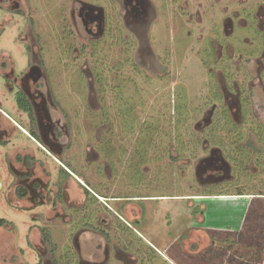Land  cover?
I'll return each mask as SVG.
<instances>
[{
  "label": "rangeland",
  "instance_id": "rangeland-1",
  "mask_svg": "<svg viewBox=\"0 0 264 264\" xmlns=\"http://www.w3.org/2000/svg\"><path fill=\"white\" fill-rule=\"evenodd\" d=\"M73 1L26 0V4L20 7L22 13L15 12L9 19H6L9 16L6 11L0 8V50L10 52L16 71L22 70L29 58V39H23V36L27 35L31 21L34 22L31 24L33 31L44 38L39 41L40 44L47 43L46 47L61 54L62 49L59 48L62 42L61 46L58 45L61 38L63 45L70 48L71 53L65 56V67L53 72V79L63 81L62 89L70 114L75 105L71 108L69 102H75L79 96V164L75 162V142L68 154L74 165H79V173L84 177L79 178L89 182L99 195L96 198L88 194V200H84L81 197L84 193L74 180H69V192L78 203L85 201L87 206L83 215L90 218L98 226L97 229L103 228L109 234V253L112 255L115 249L129 243L134 246L133 249L140 248L138 253H143V259L147 260L146 263L142 258V261L137 259V264H149L151 261L150 264H168V260L172 264H183L180 261L186 259H206L207 262L227 259L226 264H264V149L252 152L253 159H246L240 168H237L239 156L234 149L236 144L227 138L229 145H225V150L200 151L198 154L202 152L199 154L201 157L197 156L191 164L186 158L174 159L173 162L170 158L171 154L177 155L175 118H171L175 107L178 118L187 117L185 123L189 130L196 127L194 129L198 131L202 126L211 124L209 117L216 106L222 114L224 98L227 109H230L229 115L238 126L236 131H241L245 139L248 134H263L264 77L263 70L260 72L257 65L258 59L247 62L243 67L246 71L239 76L244 85L252 81L249 82L252 86L249 87V99L253 101L256 117L240 119V105L234 94L237 93L239 98L241 95L230 86L233 74L223 72L225 86L214 80L208 81V71L213 79L216 75L221 79V68L230 70L227 64L234 66L237 52L228 46V50L223 51V61L218 59L211 64L206 58V63L201 58L207 49L212 54L213 45L216 58L222 55L215 42H220L222 37V14L216 12L217 8L210 9L208 3L206 14L203 13L205 8H201L202 17L197 19L200 22L196 21L195 27L194 23L190 24L186 18L175 14V6H167L164 10L159 7L160 0H152L153 5L146 10L145 18H132V23L124 17V0H84L102 6L106 13L103 36L92 37L83 29L80 18L78 32L72 29L69 16ZM218 3L227 5V13L239 7L237 0H219ZM62 26L65 29L63 32ZM187 28L194 31L188 33ZM129 39L131 49L126 45ZM229 42L234 44V49L240 47L239 38L234 40L231 37ZM206 45L208 48H205ZM153 51L155 54H152ZM226 55H229L230 61ZM126 59L127 64L124 63ZM163 61L166 63L163 64ZM96 65L103 68L101 77L95 75ZM138 67L143 74L136 72ZM98 77L107 85L108 93L101 92L98 83L93 84ZM224 87L234 94H226ZM14 95V92L6 90L0 78V106L24 123L25 114L18 109ZM207 99L209 101L199 115L195 112L196 106L207 102ZM132 105H135L134 111H128ZM133 114L140 120L138 124L133 121L132 129L126 132L127 128L122 127L120 118ZM149 114H159L160 119L157 136L147 143V137L140 139L138 133L142 120ZM223 117L230 119L226 114ZM219 120L222 129L216 132L230 135V128H224L226 121ZM168 132L172 134L169 137ZM18 134L13 137L12 144L0 147V218L7 221L0 226V264L100 262L105 255L104 238L98 232L80 233L79 225L71 223L75 220L78 223V213H73L71 217V213L65 211L68 215L62 216L58 211L66 205L58 204L57 209H48L46 205L19 199L15 193L12 186L14 174L8 163L14 149L22 146L37 157L43 156L34 142ZM192 135L193 132L183 137L188 147L193 144ZM261 137L264 139L263 135ZM137 141L140 144L135 148ZM250 141L258 145L259 140L254 136ZM205 144L203 140L201 145ZM241 148H244L243 145ZM258 148L262 149V144ZM43 158L49 164L52 176H55L59 172L58 165L45 156ZM229 158L233 163L229 162ZM203 159L222 163V172H214L220 174L218 178L206 180L203 169L207 162L203 163ZM247 161V169H244ZM208 188L212 193L223 195L196 196L205 194L202 191ZM145 192L154 197L142 201L114 200L117 196H140ZM202 213L207 215L204 226L212 243L202 234V245H210L196 250L189 244L196 233H192V238L185 244L181 239L192 231L194 225H198L196 216L200 217ZM102 218L107 221L98 223ZM134 218L138 221L131 220ZM129 223L132 228L127 225Z\"/></svg>",
  "mask_w": 264,
  "mask_h": 264
},
{
  "label": "flooded vegetation",
  "instance_id": "flooded-vegetation-1",
  "mask_svg": "<svg viewBox=\"0 0 264 264\" xmlns=\"http://www.w3.org/2000/svg\"><path fill=\"white\" fill-rule=\"evenodd\" d=\"M160 1L161 3L159 4V7H162L163 10L164 8H167V6H175V14H178L181 18H186L190 24L194 23L195 27V22H200L202 17L200 11L201 8H205L203 11L204 14L207 13L205 6L208 3L210 9L217 8L216 12L219 15L222 14V17L220 18L222 37L220 38V42L217 40H215V42L219 45L220 50H222V55L216 58V49H214L213 43H210V45H213L212 54L207 49L204 51L205 54H203L201 58L205 61V63L208 60L210 64L215 60L218 61V59L223 61V51L228 46L232 49V51L237 52V56L234 66L233 64H227L230 70L227 71L221 68L220 71L222 73V81L219 79L218 75H216L215 79H213L212 74L206 70L208 71V81L214 80L217 84L225 86L226 78L223 75V72L233 74V79L230 83L231 88L235 87L237 89L236 91L239 92L240 95L242 89L245 88L246 90H249L248 94L250 96L249 87L251 85L249 82L252 81H247V85H244L239 76L246 71L243 69V67L246 66L245 64L256 59H258L257 65L260 67V72L263 70L264 73V0H237L239 7L228 13L226 9L227 5H219V0H214L213 2L211 0H205V2L202 0ZM152 2V0H124V17H126V21L128 20L129 23H132V18L135 19L138 16L141 19L145 18L147 14L146 10L149 7H152ZM25 4L26 0H0V8H3L9 15L6 19L11 18L12 14L15 12L22 13V9H20V7ZM105 14V10L102 6H98L84 0H74L69 16L73 26L72 29L78 32L80 18V23L83 29L86 30V33L92 34V37H99L106 30L105 27L107 22ZM30 18L31 17H29V19ZM65 18L66 17L63 19ZM205 21L207 20L205 19ZM33 23L34 22L32 21L30 22L27 35L23 36V39L26 37L29 39V58L28 64L22 70L19 72L16 71V63L10 52L5 49L0 50V78L6 90L9 93L14 92L17 107L25 114L23 123V120H19V118L11 114L9 110L0 106V147L6 148L12 144L13 137L17 136L19 133L18 135H21L22 137L25 136L27 139L34 142L37 145L40 154H43V156L55 162L59 167V172L55 176H52L49 164L43 156L37 157L27 148L22 146L16 147L11 153V159L8 160L14 174L12 186L14 185L15 193H17L18 188L23 187L26 190V193L23 197H19V199H27L31 203H40L37 205H46L48 206V209H57L58 204L66 205V208L61 206L62 211H58V214L62 216L68 215L65 211L71 213L70 216L73 213H78V223H76V220L71 223H73L74 226H77V224L79 225L80 233H86L87 231L100 233L105 241V255L100 262L91 261V263L86 264H137V259H140L141 261L143 259V253H138L140 248H137V251L135 248L133 249V245H128L129 243L127 244L128 246H121L119 248L116 244H114V246L118 249H115L114 253L111 255L109 253V234L106 233L103 228H99L100 232L99 229H97L98 226L94 225L90 218H86L85 215H83V212L85 211L84 207L87 206L84 200H88V193H90L91 189H89L86 185V182H82L79 179V165H73L71 156L68 154V151L73 146V142H75V153H77L76 160H79V96L77 95L75 102H69L71 108L75 105V109H73V112L70 114L67 111L68 103L65 102L66 94L62 89L63 81L53 79V72H57L61 67H65V56L71 53V50L67 46L63 45L64 41L61 40V38H59L58 41L59 46H61L62 42V47L59 48L60 50L62 49L61 54L56 49L53 50L50 47H46L47 43L40 44L39 41L44 38H40V34L33 31V27L31 26ZM66 25L67 23L64 21V26L66 27ZM72 29L70 30L71 32H73ZM64 30L65 29L63 28L62 32ZM187 31L189 33L194 30H189L187 28ZM237 34L239 36H237ZM62 37L64 36L62 35ZM231 37H234V40L239 38L240 47H235L234 49V44L229 42ZM126 43V45L129 46V49H131V39L127 40ZM147 43L150 44L149 41ZM205 48H208V46L206 45ZM226 50H228V48ZM147 51L149 52V49ZM152 54H155L154 51ZM226 57H228V60L230 59L229 55H226ZM164 63L166 62L163 61V64ZM203 67L206 69L205 65H203ZM263 73L262 75L264 77ZM141 74H143V72H141ZM65 83L66 82H64V84ZM97 83V80H93V84ZM229 91L226 87H224V92L226 94H234ZM234 95H236V101L240 105V113L238 116H240V119H244L241 101L243 99V103L245 104V102H248V99L246 100L244 96L239 98L237 93ZM222 99L224 101V98ZM249 103L252 107L251 118H254L256 117V110L254 108L253 101L251 100ZM71 139H73V141L70 143ZM94 150V152L97 153L96 149ZM94 157L97 158L98 156L95 154ZM219 160L221 161V158ZM203 161V163L207 162L203 169L205 172L204 174L206 175V180H215L218 178V175L220 174H215L214 172H222V163L215 164L214 162H210V159H203ZM222 162L225 164L224 160H222ZM225 165L227 166V164ZM208 171H210V173ZM69 178L74 179L76 184L80 187L82 193H84L85 197L81 195V197L84 198L81 203L73 200L70 196ZM94 196L98 198L96 194H94ZM147 199L149 198L144 196L114 197V200L123 201H142ZM196 218L199 223L195 226L205 228L204 224L206 225L207 215L202 213V215L200 214V217L196 216ZM131 220L134 222L138 221L135 218ZM101 221L98 223H104L107 220L102 218ZM200 221H204V223L202 224ZM127 225L132 228L130 223ZM192 233H196L193 237L194 240L191 239L189 241V239L192 238ZM192 233L188 234L184 238V243L185 241H189V244L193 249L203 250L212 243L208 231L198 229L194 230ZM202 234L206 236L205 238L206 240L208 239L210 244L208 243L206 246L202 245ZM200 244L203 247L199 248ZM134 253H136V256ZM79 258L82 260L81 254L79 255ZM145 260L146 259H143V262H145ZM188 260L193 264L227 263V259H211L208 262L206 259ZM151 262H149V264Z\"/></svg>",
  "mask_w": 264,
  "mask_h": 264
},
{
  "label": "trees",
  "instance_id": "trees-1",
  "mask_svg": "<svg viewBox=\"0 0 264 264\" xmlns=\"http://www.w3.org/2000/svg\"><path fill=\"white\" fill-rule=\"evenodd\" d=\"M127 60L126 59L124 61L125 64H127ZM136 68V67H135ZM95 70H96V76H99L101 77L102 76V72H103V68L102 66H98L97 65L95 66ZM136 72L140 73L142 72V70L138 67L136 69ZM98 77V85H99V89L101 90V92H105V93H108V89H107V85H105V82L100 79ZM249 90H246L245 88L242 89L241 91V97L244 96L245 99L247 100L248 98V102H245V104L243 103V99L241 101V104H242V107H243V114H244V117L245 118H250L251 117V113H252V107H251V104L249 103V94H248ZM204 100H205V97H204ZM208 99H207V102L204 101L201 105H197L196 106V109H195V112H197L199 115H200V112H203L204 111V108L206 107L207 103H208ZM222 104L223 106L221 107V113L222 114H219L220 111L219 109L217 108V106L215 107V112L213 113L212 116H210V121H211V124L210 125H204L202 126L198 131H196L194 128H192L191 130H189V128L187 127V124L185 123V119H187V117H184V118H178L177 114H178V111L175 107V114L172 115V119L175 118V121H174V126H175V129H176V138H174L176 140V143H177V147L175 148V152L177 155H170V158H171V161L173 162V160L175 159L176 161H179L181 158H186L189 162L188 164H191L192 161H194L197 156L198 157H201L199 156V154H202V152L204 153L205 151L208 152V150H211V149H215V148H218L219 150H225V145L228 144L227 142V139H230L232 140V142L234 143L235 142V147L234 149H237V152H238V156H239V161H237V168H240V166L242 165L241 163L242 162H245L246 159L248 158H252L253 159V153H256V152H259V151H262L264 149V139L261 137L262 135L264 136V132L263 134L262 133H254V135H250L248 134V137L245 139V136L244 134L241 132V131H236L235 127L237 128V124L235 123L233 117H231L229 115V112L230 110L227 109V104H225V102L223 101L222 99ZM250 106V107H249ZM134 107L135 105H132V107L129 108L128 111H134ZM223 114L227 115L230 119L227 120V118H224L223 117ZM249 115V116H248ZM151 116H154L152 117V119L150 120V117ZM218 117V118H217ZM216 118H217V122H216ZM160 119V116L159 114H149L147 115L144 120H142V123H141V127H140V131H139V138L140 139H143L144 136L147 137V140L146 142L149 143V141L152 139L153 136H157V133L159 132V130L156 131V128L158 127V121ZM219 119H224L226 121V124H225V129H228L230 128L231 130V134L230 135H225L223 136L221 133L219 132H216L217 130H220L222 129V125L220 123V120ZM140 118L133 114L131 116H126L124 115L123 117L120 118V122L122 123V127L123 128H127L126 129V132L129 131V129H132L131 125L133 121H136V124H138ZM190 120V119H189ZM188 128V129H186ZM181 131V133H179ZM224 131V130H223ZM234 131L235 134L233 133ZM183 132V133H182ZM185 132V133H184ZM193 132V144L191 146L188 147L187 145V142H184L185 138L183 139L184 136H187L188 134L190 135L191 133ZM170 132L167 133V136H171L172 134H169ZM197 133V136L195 137V134ZM233 133V134H232ZM259 140L258 141V145H261L262 144V149L259 150L258 148V145L255 144V142L253 141H250V138L254 137ZM262 141H261V139ZM227 138V139H226ZM201 140V141H200ZM203 140L205 141V145H201ZM184 142V143H183ZM191 142V143H192ZM139 142L137 141L135 143V148L139 147ZM229 145V144H228ZM241 145H243L244 148H241ZM202 151L201 153L198 154V152ZM234 161V159H233ZM229 162L230 163H233L230 158H229ZM257 162V161H256ZM248 161L243 165L245 168L244 169H247V166H248ZM242 166V167H243ZM202 192H205V194H196L197 197H200V196H209V197H212V196H220V195H223L222 193H212V191L208 188V190H204ZM26 193V190L21 187V188H18L17 189V194L19 197H23ZM240 193V192H239ZM226 195V193H225ZM229 195V194H227ZM239 195H242V194H239ZM261 195V194H259ZM140 196H144V197H148V198H152L154 197L153 195L151 194H148L147 192L144 193V195H140ZM196 212H198L196 210ZM202 224L204 223V221H200ZM7 223V221L3 218H0V226L1 225H5ZM198 229H202L203 231H208L206 228L204 227H200V226H195L194 225V228L192 229V231L189 233L191 234L194 230H198ZM185 238V237H184ZM184 238L181 239L182 243H184ZM180 260V259H179Z\"/></svg>",
  "mask_w": 264,
  "mask_h": 264
},
{
  "label": "crops",
  "instance_id": "crops-1",
  "mask_svg": "<svg viewBox=\"0 0 264 264\" xmlns=\"http://www.w3.org/2000/svg\"><path fill=\"white\" fill-rule=\"evenodd\" d=\"M75 162H76V164H78V161H77V160H76ZM72 164L74 165L73 161H72ZM76 166H77V165H76ZM76 176H77V175H76ZM79 176H81L82 178H84L83 175L80 174V173H79ZM77 177H78V176H77ZM79 179H80V178H79ZM69 180H74V179L69 178ZM80 180H81L82 182H86V181H84L83 179H80ZM86 183H87V182H86ZM86 183H85V184H86ZM88 183H89V182H88ZM88 183H87L86 185L89 187V189H91L90 193H88V194L92 195V194L94 193V194H96V195H99V194L97 193V190H96V192H95V190H93V189L89 186ZM94 194H93V195H94ZM106 197H107V196H106ZM141 238H142V237H141ZM166 260H168V259H166ZM168 261H169L168 264H172L170 260H168ZM180 262L183 263V264H193V263L189 262L188 259H186V260H182V261H180ZM188 262H189V263H188Z\"/></svg>",
  "mask_w": 264,
  "mask_h": 264
}]
</instances>
